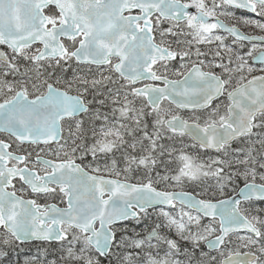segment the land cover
<instances>
[{
	"label": "snow or ice",
	"instance_id": "obj_1",
	"mask_svg": "<svg viewBox=\"0 0 264 264\" xmlns=\"http://www.w3.org/2000/svg\"><path fill=\"white\" fill-rule=\"evenodd\" d=\"M256 32L264 0H0V264H264Z\"/></svg>",
	"mask_w": 264,
	"mask_h": 264
},
{
	"label": "trees",
	"instance_id": "obj_2",
	"mask_svg": "<svg viewBox=\"0 0 264 264\" xmlns=\"http://www.w3.org/2000/svg\"><path fill=\"white\" fill-rule=\"evenodd\" d=\"M25 251L27 252V251H29V249H25ZM30 251H31L32 254H35L36 251H37L36 246L35 245H32L31 248H30ZM11 260H12V264H17V261H19L20 264H23L24 255L23 254L17 255L16 252H13L11 254Z\"/></svg>",
	"mask_w": 264,
	"mask_h": 264
},
{
	"label": "flooded vegetation",
	"instance_id": "obj_3",
	"mask_svg": "<svg viewBox=\"0 0 264 264\" xmlns=\"http://www.w3.org/2000/svg\"><path fill=\"white\" fill-rule=\"evenodd\" d=\"M249 47H250V45H249ZM256 67H259V65H255ZM255 74H260L259 72H257V73H255Z\"/></svg>",
	"mask_w": 264,
	"mask_h": 264
},
{
	"label": "rangeland",
	"instance_id": "obj_4",
	"mask_svg": "<svg viewBox=\"0 0 264 264\" xmlns=\"http://www.w3.org/2000/svg\"><path fill=\"white\" fill-rule=\"evenodd\" d=\"M255 34H264V33H259V32H256Z\"/></svg>",
	"mask_w": 264,
	"mask_h": 264
},
{
	"label": "water",
	"instance_id": "obj_5",
	"mask_svg": "<svg viewBox=\"0 0 264 264\" xmlns=\"http://www.w3.org/2000/svg\"><path fill=\"white\" fill-rule=\"evenodd\" d=\"M258 65V64H257ZM36 243H39V242H36Z\"/></svg>",
	"mask_w": 264,
	"mask_h": 264
}]
</instances>
